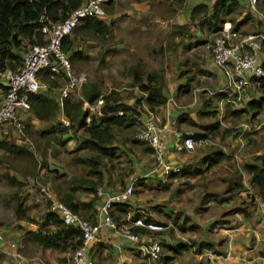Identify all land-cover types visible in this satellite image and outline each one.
<instances>
[{
  "label": "crops",
  "instance_id": "crops-1",
  "mask_svg": "<svg viewBox=\"0 0 264 264\" xmlns=\"http://www.w3.org/2000/svg\"><path fill=\"white\" fill-rule=\"evenodd\" d=\"M210 1H213L214 3L212 2L211 7L209 8L204 2L194 5L192 8L198 5H204L207 8V13L211 14L214 9V4L218 0ZM83 2L85 3L86 0H83ZM258 2L259 0H257V4ZM175 4V2L170 0H102V5L106 16L105 18L99 20L104 22L107 14L109 16L113 15L116 17V36L118 37L116 38V49L118 52H120L119 56H121L120 54L123 49L132 47L135 43H137L133 40V38H142L143 34L148 33L150 30L152 31L154 28L155 29L153 32L164 34V32L167 31L168 22L172 23L171 25L174 26V32L177 31L175 36H173V39L175 38L179 41L175 42L174 40L172 41L173 45H171L168 36L166 37V41H164L165 35L162 36V41L160 44V52H162L170 45L174 46L176 49L179 46H183L185 43L184 34H180L179 28L182 30V28H186V26L183 21H180V15L176 13ZM238 5H240L242 9V12H240L238 15V17L241 19L240 24L244 23L247 19H250L251 14L254 17V21L257 25H260V27L263 25L262 21L264 19L262 18L261 20L259 16L257 17L254 15L250 8L249 0H238ZM115 6L116 13H113V7ZM258 9L264 14V0L259 2ZM82 24L83 23H81L77 28L82 26ZM109 25L113 27L114 21H111ZM125 26L127 27V37L125 35L124 38ZM158 26L160 29L157 28ZM205 26L208 27L209 33L212 34L208 24H198L199 30L204 29ZM236 30L239 31L238 29ZM81 37V35L76 36L73 49L67 53V55L70 57V66H72L74 69L76 68L75 64L77 62H83L86 59V57L84 58L85 55L81 51V47L82 49L84 47ZM143 38L145 39L146 37L144 36ZM208 45V43H205L204 46L209 52L208 55H200V61L196 65L198 66L197 69L200 75L208 77V79H213L215 83L208 86L206 85L207 88H205V90L208 91V93H204L203 97L200 96L198 99L196 92H199L200 90L196 88L198 90H194L195 98L193 104L191 105H177V101L180 98L181 92L187 91L189 82H191L194 78H178L177 76L175 79L176 81L172 83V81L168 80L165 76L163 77L161 74L159 77L158 74L155 75L156 73L146 72L144 69L142 71L146 75L153 74L157 80L163 82L165 94L167 96V102L164 106L156 108L154 114L161 121L176 120V125L172 127L171 131L162 135L160 139L167 150V155L164 161L172 167H179V171L177 173H170L167 175L164 174L163 170L156 165L153 157V151L150 148L151 151L146 152L149 156L153 157L155 166L154 169L148 170L147 168L141 167L139 170H136L137 173H133L129 179L122 181L124 183H121V187L119 185L118 188L121 189L124 186L126 187L129 185L133 186L136 179H146L151 173H154V175L159 177V179L171 178L173 180H176L181 176H188L189 178L197 176L205 177L210 176L211 174L213 176L216 175V172L218 171L216 169L218 166L227 163L230 165L229 170L232 172V175L229 178V185L227 189L229 191L232 190V192L235 193V191H238V189L242 188L240 191H243L246 194V197L242 198L243 201L241 203L245 206H242L241 208L240 206H237L236 210L234 211L235 213H233L235 215V220H226L222 227L218 228L219 233L215 232V237L211 242H202L203 240L201 241L202 243L200 242L203 245L186 243L184 240L180 241L178 236H176V240H174L173 237L170 238V236L164 234L162 237L163 242L165 243L162 245V252L165 254L162 255L161 253V260L156 262H158L157 264H264V214L261 213L258 207V202L264 200H262V198L254 191V188L250 184V176L244 169V165L253 164L258 156L264 154V109L256 117H251V113H249L247 109V104L249 102L259 101L264 96V93L260 89V85L258 83H254L252 79L249 80V86L241 90L240 93H236L233 89H226L225 86L227 84V79L222 71L214 65L210 51L207 49ZM74 51L80 52V55L77 57L73 56ZM258 62L260 66L264 68V46L258 54ZM137 65L128 68L124 72L127 78L131 81V84L133 80V72ZM59 79L64 81L67 80V78L62 75L53 81V85L45 81L47 88L40 90L41 94H46L47 97H49L50 100L57 106L55 110L56 115L53 121L56 123H59L63 118V104L65 102H69L70 104L81 102L83 110V102H86V100L83 99L82 94L84 87L83 85L79 89H76L75 93L70 89L58 86L56 81ZM84 85L87 87L93 86L98 91L96 84L93 82H89L87 84L85 83ZM134 88L138 90V94L140 96L135 101L131 100L127 105L131 110L140 112V119L144 121L147 117V113L149 112L145 104L146 94L140 92L137 87ZM4 90L5 87L3 83L0 82V102L2 100L1 95ZM213 98L217 99L218 107H212ZM237 103L240 104V106H238ZM239 110L242 111L240 116L237 117L232 115L233 112ZM193 113H195V115ZM192 114L194 116H192ZM224 114L225 121L232 119L238 121L233 124L227 121L228 126H225L224 128L222 127L223 130L220 131L221 118L219 116L222 117ZM204 116H207V120L203 121L202 118ZM19 117L24 124L27 123L28 125L32 126H41L42 122L39 121L30 110H20ZM211 119H213L212 123ZM239 121L246 122L241 124ZM67 123V127H69V122L67 121ZM184 123L189 124V126H191L195 131L192 132V136H194L196 133L208 134L211 130V127L215 123H219V129L216 135H211L208 138L202 140L194 139L198 145L192 153H187L185 151H177L174 146L177 142V138L173 134V131L177 130L184 134ZM43 124H49V127L52 126L51 130H49V133H51L50 131H52L53 128L54 131L52 133H55L53 135L58 133L61 134L57 136L58 138L65 136V138H63L65 142L63 144L64 149L71 151V155L73 154L71 161L73 160L75 165H80L82 167L86 166V170L84 169L82 176H79L80 174H74L73 172L70 173L68 169L64 171L60 170L65 177L62 180L54 179L52 183L54 196L60 201L71 197L72 203L77 207L79 215L91 223H97L98 209L100 208L103 199L96 197L95 189L101 186L107 195L116 193V170H114L115 168L113 167L108 168V165L106 166L104 162L106 158L110 160L114 155L111 158H99L101 163L97 169V174L100 176L98 177L97 174L92 172V165L88 161L90 158L95 157L96 153L92 151L85 143L88 136L84 130H78V132L82 133L83 136H81V138H76L67 131L65 128L66 125L64 128L57 130L58 124L54 125V123L52 124L48 122ZM0 127L15 130L12 126L6 124H0ZM238 128L241 129L239 133L237 132ZM224 130H233V132L229 136L222 138L221 135L223 134ZM245 133H251L252 135L243 136ZM234 136H236V138H234ZM0 137V149L9 151L4 146H17L22 148V146H20L21 143L16 138H6L4 134ZM115 140L111 145V148L114 150H116ZM255 140L257 143H259L257 145L258 150L251 156L248 154L243 156L242 158L244 160L247 159L246 161L238 157V153H242L245 146L250 144L253 145ZM213 141L215 143H213ZM221 141L225 143L220 144ZM233 142L237 143L235 147L232 145ZM227 146L229 147L227 148ZM228 150H230L231 153L228 152ZM235 150H237V152L233 154L232 152ZM216 151H221L224 155V158H222L218 163L210 165V162L213 160V156ZM88 154L90 156H88ZM52 170L57 169L52 168ZM234 176L238 177L237 182L235 181ZM92 185L94 186V191L91 190L93 187ZM240 191H238V193H240ZM223 202L225 201H221L220 203L223 204ZM48 212L49 211L46 208V213ZM111 214L114 220L116 217H120V220H123V224H125V219L131 214L133 216L140 215L142 216V219L143 217H149L147 214L140 212L138 209H133V206H129L123 213L119 208H117L116 204H114L113 208L111 209ZM43 217L44 215L40 219V224L38 227L34 230H28L27 233L30 231H36L44 222ZM128 219V221H130L131 218ZM181 226L183 227V224H181ZM181 226L179 225L177 230L179 233L183 234L184 228ZM27 233L25 235H27ZM3 234L6 236L4 232ZM152 234L153 233L147 232V234L141 235L147 240H152ZM7 238L9 239V237ZM206 244H210V246ZM178 245L186 246V248L179 253H175L174 250ZM202 249H207L215 255V258L212 262H200L197 260V253ZM20 250L21 248L19 249V253L21 254ZM36 250L41 256L49 259L52 264H69L70 254H72L68 252L62 253L52 248H44L37 244ZM0 254L14 260L9 255L6 245H2L0 247ZM86 256L92 262V264H154L152 261H149L143 257L136 246L130 244L119 233H116L109 228L100 229L95 242L88 246L86 250Z\"/></svg>",
  "mask_w": 264,
  "mask_h": 264
},
{
  "label": "rangeland",
  "instance_id": "rangeland-1",
  "mask_svg": "<svg viewBox=\"0 0 264 264\" xmlns=\"http://www.w3.org/2000/svg\"><path fill=\"white\" fill-rule=\"evenodd\" d=\"M201 2H204L209 8L213 1L184 0L182 5L175 4L176 13L180 15V21H183L187 28V33L184 34V45L176 49L171 46L173 45L172 41L178 42L179 40L173 39L174 26L168 22L167 31L164 32L165 28L163 29L164 34L153 32L154 28L152 31L150 30L148 33L143 34L142 38L135 37L133 40L137 43L132 47L123 49L121 56H119L120 52L116 49V38H118L116 36V17L107 14L104 22L108 27V32L105 35H81V41H83L84 46L83 49L81 47V51L86 59L83 62H77L75 69L71 66V73L74 76L85 74L86 84L89 82L96 84L100 93L99 97L104 99L105 96L109 95L126 106L131 100L135 101L140 96L138 90L132 87L131 81L124 73L125 70L137 64L141 71L144 69L146 72L158 74L159 77L161 74L172 81V83L176 81L177 76L178 78H194L189 82L187 91L181 92L177 101V105L188 106L193 104L195 98L194 90H200L196 92L198 99L200 96L203 97L204 93H208L205 90L208 85L215 83L213 79L200 75L196 65L200 61V55H208L209 53L204 47L205 43L211 44L214 38V34L212 32V34L209 33L207 26L199 30L198 24H200L201 15L196 20L190 19L192 6ZM258 4L255 6L256 10L252 12L262 20V18L264 19V14L258 9ZM230 10L228 15L221 13L220 18L224 19L222 25L227 23L232 28L238 26V30L243 33L259 30L264 25V20L261 27L257 25L251 14L250 19L240 24L241 19L238 15L242 12L241 6H232ZM113 13H116V6L113 7ZM111 21H114L113 27L109 25ZM157 28L160 29L159 26ZM126 30L127 27L125 26L124 38ZM164 35V41L167 40L166 37L168 36L171 45L160 52V44ZM144 36L146 37L145 39L143 38ZM66 57L70 62V57L68 55ZM50 81L53 82L54 80ZM56 82L58 86L70 89L72 92L77 89L76 87H68V80L59 79ZM44 83L46 82L44 81ZM212 107H218L216 98L212 100ZM132 111L135 112L134 110ZM135 114H137L136 122L132 126L125 127L121 125L114 127L116 150L112 159L108 160L106 158L104 160L108 168L113 167L116 170V193L125 187L118 188L119 185L121 187V183H124L122 181L129 179L133 173H137L136 170L141 167L153 170L155 167L153 157L146 152L147 146L137 139V134L142 128V120L140 119V112L134 113V116ZM193 114L195 115V113ZM193 114L192 116H194ZM219 117L221 118L220 131L225 126H228L227 121L232 124L238 121L233 119L225 121V114ZM202 120H207V116H204ZM64 121L67 122L63 114L60 124L58 122L51 123H54V125L58 124L57 130L64 128L66 125L67 131L76 138L83 136L82 133L76 131L75 127L71 125L67 127ZM212 121L213 119H211V123ZM245 122L242 121L240 123ZM43 123L45 122H42L41 126H32L25 123L26 129L23 134L0 127V136L4 134L6 138H16L21 143L22 149L27 152L18 156L7 150L0 149V231L4 232L9 237V240L15 241L18 246L20 244L19 249L21 248L20 252L25 260L30 261L33 258H39L43 264H52L49 259L37 252L36 244L25 235L28 230H34L38 227L40 219L46 213V207L42 204L38 190L31 181L36 176H42L44 180H50L53 183L54 179H64L65 176L60 170L64 171L67 169L70 173L73 172L82 176L86 166L75 165L74 161H71V158H73L71 151L64 149L63 144L65 142L63 138L65 136L58 138L57 136L61 134L53 135L55 133H49L52 126L49 127V124ZM184 127L185 135H191L192 132H195L189 124L184 123ZM240 130L238 128L237 132L239 133ZM244 135L250 136L252 134L245 133ZM213 143L215 142L213 141ZM224 143L223 141L220 142V144ZM236 144V142H233V147ZM258 144L255 140L253 145L245 146L243 148L244 151L238 153V157L242 158L246 154L251 156L258 150ZM236 152L237 150L232 153L235 154ZM88 156L90 155L88 154ZM242 160L244 159L242 158ZM52 168L57 170H52ZM229 168L230 165L227 163L220 165L216 169L218 170L216 175L212 176L211 174L205 177L189 178L188 176H181L176 180L171 178L159 179L154 173H151L146 179L138 178L133 184L134 194L127 202L128 207L133 206V209H138L165 226L163 231L159 232L162 233V236L166 234L170 238L173 237L174 240L178 236L180 241L184 240L186 243L195 245H203L201 243L204 241L211 242L215 237V232H218V228L222 227L226 220H235L233 213H235L236 207L245 206L241 204L242 198L246 197L245 192L240 191L242 188L238 189L240 193L238 191L233 193L232 190L229 191L227 189L229 178L232 175ZM234 177L237 182L238 177ZM20 201L23 202V212L19 216L16 213V208ZM221 201L225 202L221 204ZM132 217V214L129 215L130 221H132ZM128 218L125 219V224L130 222ZM140 219L142 218L140 217ZM181 224H183V227ZM179 225L184 228L185 232L183 231V234L177 230ZM158 240L162 244L163 237H159ZM161 253L162 255L165 254L162 251ZM153 263L157 264L158 262ZM0 264H15V262L11 258L0 254Z\"/></svg>",
  "mask_w": 264,
  "mask_h": 264
},
{
  "label": "built area",
  "instance_id": "built-area-1",
  "mask_svg": "<svg viewBox=\"0 0 264 264\" xmlns=\"http://www.w3.org/2000/svg\"><path fill=\"white\" fill-rule=\"evenodd\" d=\"M249 4L251 10L255 11L257 0H249ZM105 16L102 0H86L82 6L72 11L63 21L48 22L41 25L40 33L46 43L44 45L28 43L25 46L20 64L14 70L4 69L0 71V82L5 87L0 102V124L12 126L18 134L24 133L26 125L19 117V111L30 110V96L47 88L41 74L46 73L50 80H56L63 74L67 78L70 88L79 89L86 83L85 74L74 76L71 73L70 63L66 53L62 50V42L85 19H103ZM263 46L264 25L259 30L243 33L226 23L214 34L212 43L207 46V49L210 51L214 65L222 71L227 79L226 89H233L236 93H240L241 90L249 86L250 79L264 80V68L258 62V54ZM237 105L240 106L238 103ZM103 106L104 99L102 97H98L92 103L83 102V108L89 114L100 115ZM117 115H123V112L119 111ZM66 124L68 125L67 122ZM175 125L176 120L161 121L154 113L148 112L146 119L142 121L141 130L137 134V139L152 149L156 165L166 175L177 173L179 167H172L164 161L167 150L160 137L170 132ZM173 134L177 138L174 145L177 151L192 153L198 145L192 135H183L177 130H174ZM31 182L36 186L40 200L47 210L57 215L65 226L81 232L82 245L70 254L69 264H92L86 256V250L91 243L95 242L101 228H109L119 233L130 244L136 246L147 260L152 262L160 260L161 245L157 241L147 240L144 236L131 230L141 228L146 232L155 233L163 231L162 225L135 219L118 227L112 217L111 209L114 204H125L132 198L134 194L132 185L126 186L122 191L111 195H107L103 187H97L95 195L103 200L98 209L97 223H91L72 212L66 204L54 196L50 180L36 176ZM258 207L264 214V201H259ZM2 245H6L9 255L16 264H43L39 258H33L30 261L25 260L19 253L18 244L0 232V247ZM196 257L200 262H212L215 255L207 249H202Z\"/></svg>",
  "mask_w": 264,
  "mask_h": 264
},
{
  "label": "trees",
  "instance_id": "trees-1",
  "mask_svg": "<svg viewBox=\"0 0 264 264\" xmlns=\"http://www.w3.org/2000/svg\"><path fill=\"white\" fill-rule=\"evenodd\" d=\"M178 4L184 3V0H170ZM84 4L83 0H0V71L4 69L14 70L22 60L25 46L28 43L44 45L46 41L40 33V27L43 23L60 22L68 17V15ZM238 6V0H218L214 4V9L211 14L207 13V8L204 5H198L192 8L190 19L196 20L200 17V24H208L211 32L215 34L224 23V19L220 18L221 13L230 14V7ZM224 10V11H223ZM202 13V14H201ZM82 26L74 29L72 35L66 37L62 42V50L64 53H69L73 49V44L77 35H105L108 32L106 24L95 18H87L82 22ZM238 29V26L234 27ZM180 34H186L187 28H179ZM175 36L176 32H173ZM80 55V52L73 53V56ZM42 75V74H41ZM44 81L51 83L47 74L42 75ZM53 81V80H52ZM254 83L260 85V89L264 93V80L252 79ZM132 87H137L140 92L146 94L145 104L149 112L154 113L156 108L164 106L167 102V96L162 81L156 79L153 74H144L139 66L133 72ZM83 99L86 102L92 103L100 93L93 86L87 87L83 85ZM40 92V91H39ZM37 93L30 96V111L41 122L51 123L56 115V104L53 103L45 94ZM139 102V101H138ZM248 112L251 117H256L264 109V96L257 102L252 101L247 104ZM121 111L123 115H117ZM135 111V110H134ZM138 112H133L128 106L122 104L117 99L111 96H105L104 106L101 109V114H89L82 109V103L65 102L63 104V114L69 125L75 127L76 130H84L87 133V146L96 153L95 157L88 161L92 165V172L97 174V169L100 166V159L103 157H112L114 149L111 148L113 141L116 139L114 127L124 125L130 127L136 122ZM242 111H235L234 116H240ZM219 129V123H215L209 133H196L192 136L193 139L202 140L211 135H216ZM50 131L51 133L53 132ZM233 130H224L222 138L229 136ZM1 145V144H0ZM146 145V144H145ZM14 155H20L26 150L17 146H4ZM146 151L151 149L147 146ZM224 155L221 151H216L210 165L218 163ZM244 169L250 176V184L254 191L264 200V154L258 156L253 164L244 165ZM98 175V174H97ZM98 177H100L98 175ZM93 186V185H92ZM125 188V187H124ZM123 188V189H124ZM121 189L120 191H122ZM94 191V186L91 188ZM66 204L72 212L79 215L77 207L73 205L71 197L61 200ZM123 213L127 210L128 204H116ZM23 202L20 201L16 208L17 215L22 214ZM142 216L135 215L132 221L140 219ZM44 222L36 231L27 233V237L33 243L44 247L58 250L62 253H72L82 245L81 232L75 228L65 226L59 217L53 213H46L43 217ZM144 222H153L160 224L151 217H143ZM120 227L123 223L120 217L114 220ZM136 234L145 235L147 232L141 228H133L131 230ZM162 238V233L155 232L152 234L151 241H157L161 246L165 243L158 238ZM210 246V244H206ZM186 246L178 245L174 252L179 253ZM161 258V257H160Z\"/></svg>",
  "mask_w": 264,
  "mask_h": 264
}]
</instances>
